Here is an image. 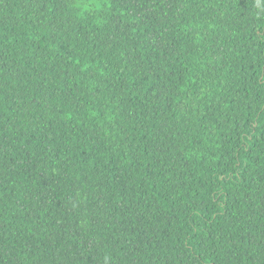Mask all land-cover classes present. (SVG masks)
<instances>
[{
  "label": "trees",
  "instance_id": "obj_1",
  "mask_svg": "<svg viewBox=\"0 0 264 264\" xmlns=\"http://www.w3.org/2000/svg\"><path fill=\"white\" fill-rule=\"evenodd\" d=\"M0 264H264V0H0Z\"/></svg>",
  "mask_w": 264,
  "mask_h": 264
}]
</instances>
